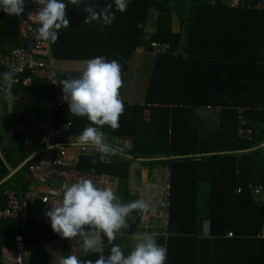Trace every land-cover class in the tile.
Here are the masks:
<instances>
[{
  "label": "trees",
  "instance_id": "obj_1",
  "mask_svg": "<svg viewBox=\"0 0 264 264\" xmlns=\"http://www.w3.org/2000/svg\"><path fill=\"white\" fill-rule=\"evenodd\" d=\"M162 1L168 0H129L127 9L123 12L113 4L114 20L110 25H104L98 21L86 22V8L91 6L99 12L113 0H82V7L75 10L77 12L72 11L71 15L66 13L69 26L61 29L58 40L52 43L53 55L56 59H115L121 65V73H125L130 57L138 47L144 46L152 50L153 42L170 43L171 49L157 57L146 94L145 103L162 104L153 108L151 122L143 124L144 108L141 104L123 102L124 111L119 117V127L112 129L105 125L106 131L120 137H134L136 152L137 147L142 144L138 132L142 128L147 129L151 136L164 140L161 148L169 155L215 152L218 149L199 139L192 125L190 107L202 103L211 106L240 105L250 108L245 113L248 122L264 121V63L258 61L264 37V8H231L222 0L201 5L190 46L182 54L179 52L182 34L173 32L170 12L159 15L156 32L145 31L146 23L151 17V8ZM0 35V53L25 41L20 33L19 18L3 11H0ZM0 73H5L3 68H0ZM221 83L232 89L228 92L227 100L221 99L226 94L220 93H217V100L199 99L197 96H205L204 93H194L190 89L191 85L219 86ZM14 90L16 94L28 92L40 98H54L57 86L51 81L34 78L31 87L15 86ZM210 95L216 96L215 93ZM0 101L5 103V97L0 96ZM171 104L175 106H168ZM54 119L59 124L71 122L72 135H79L87 126L100 127L93 125L85 116L73 115L68 111L67 104L56 112ZM177 161L178 166H192L195 171L205 167L210 169L211 231L209 237H198L196 225L200 206L188 194L191 175L183 177L180 182L175 183L174 180L169 236L167 240L156 236L157 243L167 247V264H264V239L258 237L264 223V204L255 201L247 184L237 182L236 156L216 153L203 157L202 161H194L192 158ZM78 166L82 170L96 169L102 174L115 173L119 167L129 170L126 163H103L99 157L92 156H82ZM189 172L192 173L190 169ZM240 186L242 190L238 192ZM3 206L0 199V208ZM140 214L139 210H133L127 217L128 227L122 228L119 234L137 232ZM41 229L43 232H54L44 224ZM228 231H232L234 236L228 237ZM8 232V223L2 222L0 264H3L1 246L7 242ZM102 238L104 254L107 255L116 241H109L103 234ZM27 241L32 251L28 264L52 263L48 243H43L35 234L27 235ZM53 242L58 244L61 258L71 255L68 238H62L56 233ZM98 255L89 254L81 261H95Z\"/></svg>",
  "mask_w": 264,
  "mask_h": 264
},
{
  "label": "crops",
  "instance_id": "obj_2",
  "mask_svg": "<svg viewBox=\"0 0 264 264\" xmlns=\"http://www.w3.org/2000/svg\"><path fill=\"white\" fill-rule=\"evenodd\" d=\"M217 0H168L158 2L151 8V17L147 21L145 31L148 33H154L157 30V20L161 13L170 12L172 14V30L173 32H181L182 37L179 46V52L185 54L186 50L190 46L193 29L195 27L199 9L204 4H214ZM82 0L79 3L73 4L72 0H66V13L79 10L82 6ZM222 2L231 8H264V0H222ZM75 11V12H77ZM177 54V53H176ZM158 53L153 49L148 50L144 46L138 47L131 55L128 69L125 73H121L122 83L127 81L128 77L137 73L141 69H146V79H150L153 73V67L157 60ZM104 58V57H103ZM105 59V58H104ZM58 69L59 87L62 88L61 82L66 79L76 78L80 75L86 61L89 59L76 60V59H56ZM106 60V59H105ZM258 61L264 63V37L262 41V47L260 49ZM59 62L64 63L65 69L59 68ZM69 67V69H68ZM133 78H135L133 76ZM146 80L145 95L143 100L136 101L134 99L122 100V102H128L130 104L139 103L142 106L146 104V94L148 91L149 83ZM148 83V84H147ZM125 84V83H124ZM22 86V85H18ZM31 87V86H29ZM28 86H22V88H29ZM238 87V86H234ZM58 89V87H57ZM191 91L194 93H204L205 96L198 95L200 98H211L217 100L218 95L226 94L220 98L223 100L229 99L228 92H230L227 84H198L191 85ZM216 94L211 96L210 94ZM0 96L5 97V103L0 101V199L4 203V194L8 190H14L18 194H23L29 183V168L25 169L26 165L34 160L36 155V146L25 145L20 136H10L6 132V126L8 123L15 119L22 117H38L43 115L44 109L42 108V98L28 92L16 94L15 90L0 92ZM196 97V99H197ZM222 101V100H221ZM156 104L153 108L162 106V104ZM170 107L174 104L168 105ZM240 105L228 106L217 104L211 106L207 103L199 105H192L191 108V120L192 125L197 131V135L200 140L206 142V145L216 148L215 152L210 153H196L190 155H169L165 151H162V146L165 143L164 140L158 136H151L147 132V129H140L139 140L142 143L140 147H137L135 151V139L134 137H120L117 134H109L106 131V127H97L98 130L104 134V141L109 143L113 147L122 148L123 152L117 155L109 157L111 162L126 163L129 165V170L126 171L122 167L116 168L115 173H100L103 176V182L101 187H111L115 195L119 198L121 203H131L136 200H143L149 205V211L140 214L139 230L133 234H119L117 233L115 241L116 245H119L125 255L131 251L134 245L143 238L145 234H153L156 236L168 239V224L169 219L166 220L162 210L158 207L155 200L151 199L150 192L145 188L150 184L165 183L167 180L168 172L170 170L171 187L175 180L180 182L187 175L189 177V189L188 194L190 199H196V202L200 206V212L198 214V220L196 229L199 232L198 237L204 238L210 236L211 222L209 220V209L211 203V190H212V177L210 175V169L200 168L195 171L192 166H178L179 159L192 158L194 161H202L203 157L216 153L221 154H233L237 158L236 174L237 182L239 184H247L248 182H254L261 184L264 188V121L251 120L248 122L249 126L253 130L252 140L243 137L239 133L238 115L234 107ZM245 107V106H240ZM144 108V107H143ZM153 108L151 109L152 115L149 121L144 119L143 110V124L147 125L151 122L153 116ZM236 116V118H235ZM75 138L78 135H73ZM171 138H168V142ZM82 156L99 157V153L94 146L90 145L87 152L81 154L77 158L79 165L80 158ZM113 164V163H112ZM189 169L192 171L189 172ZM96 170V169H90ZM89 171V170H88ZM98 172V171H97ZM99 173V172H98ZM182 177V179H180ZM177 178V180H176ZM254 199L258 204H264V189L263 192L253 193ZM172 199V198H171ZM37 203V202H36ZM34 205L33 211L36 206ZM2 208V207H1ZM34 213L37 215L39 213ZM35 224L30 228L29 232L25 229L23 232H16L12 225L13 220L5 221L8 223V235L7 242L1 246V260L5 264L2 248L4 246H12L14 236L18 233H24L26 238L29 234H35L39 236L43 243H48L47 249L52 256L51 264H59L61 258L59 246L56 242H53L56 237V232H43L42 226L52 228L51 225L39 222L38 220L31 219ZM29 221V220H28ZM32 229V232H31ZM13 232H12V231ZM34 231V232H33ZM91 231V230H90ZM232 232V231H228ZM101 244L103 245L102 233ZM228 237H230L227 234ZM233 237V236H232ZM70 245L71 255L76 256L79 260L89 254L97 253L95 250L85 254L81 251L79 244V237L68 238ZM30 246V245H29ZM166 247V246H165ZM167 249V247H166ZM32 254V251L30 249ZM31 257V255H30ZM29 257V259H30ZM167 264V256L165 260Z\"/></svg>",
  "mask_w": 264,
  "mask_h": 264
},
{
  "label": "clouds",
  "instance_id": "obj_3",
  "mask_svg": "<svg viewBox=\"0 0 264 264\" xmlns=\"http://www.w3.org/2000/svg\"><path fill=\"white\" fill-rule=\"evenodd\" d=\"M35 14L39 27L33 33L35 39L55 43L61 29L69 26L66 18V0H35ZM73 4L79 0H72ZM129 0H113L99 12L86 8V22L98 21L110 25L114 20L113 4L121 12L127 9ZM0 11L20 16L25 11V0H0ZM14 73H0V79L12 82ZM62 92L67 97L68 111L76 116H85L93 125L119 127V117L124 111L119 89L122 85L121 65L118 60L103 57L86 61L80 75L63 80ZM92 145L101 153L103 163H111L109 157L122 153V148L113 147L104 141V134L97 127L87 126L76 138L75 147ZM264 147V145H260ZM95 162V161H94ZM133 210L149 211L143 200L121 203L111 187L97 186L92 180L81 178L65 184L62 202L46 213L54 232L62 238H77L85 254L95 250L98 258L79 260L74 255L60 258L59 264H165L167 249L157 243L156 234H145L127 255L119 245H113L107 255L101 244L100 233L109 241L115 240L122 228L128 227L127 217ZM87 226V227H86ZM91 230V231H90Z\"/></svg>",
  "mask_w": 264,
  "mask_h": 264
},
{
  "label": "built area",
  "instance_id": "obj_4",
  "mask_svg": "<svg viewBox=\"0 0 264 264\" xmlns=\"http://www.w3.org/2000/svg\"><path fill=\"white\" fill-rule=\"evenodd\" d=\"M37 4L35 0H25V11L19 18L20 33L25 41L20 45L0 53V68L5 72H13L12 82L0 79V92L13 90L15 86H31L34 78L51 81L58 89L54 98H42L44 114L38 117H22L7 124L6 132L10 136H20L25 145L37 146L36 155L29 167L30 183L23 194L14 190L5 192V205L0 208V224L5 221L17 220L27 222L35 219L51 225L46 213L51 207L62 202L65 184H71L81 178L92 180L97 186L102 185L103 176L96 170H82L77 158L89 149V145L75 147L76 138L71 134V122L57 123L54 119L56 112L67 104L62 88L59 87L57 60L53 55L52 43L35 39L33 33L39 27L36 20ZM1 36V35H0ZM153 50L163 54L171 49L170 43L153 42ZM156 106L146 103L144 119H151V109ZM238 115L239 133L252 140L253 130L248 124L245 113L249 107H234ZM170 170L165 183L150 184L145 188L150 192L162 210L166 220L170 217L171 187ZM253 193L263 192V186L254 182L247 183ZM242 187L238 188L241 192ZM40 201V210L33 214V207ZM230 237L234 236L229 232ZM264 239V223L258 233ZM2 255L5 264H28L31 255L30 246L24 233L14 236L12 246H4Z\"/></svg>",
  "mask_w": 264,
  "mask_h": 264
},
{
  "label": "rangeland",
  "instance_id": "obj_5",
  "mask_svg": "<svg viewBox=\"0 0 264 264\" xmlns=\"http://www.w3.org/2000/svg\"><path fill=\"white\" fill-rule=\"evenodd\" d=\"M61 67L63 69H65V64L64 63H60L59 62V68L61 69ZM69 69V67H68ZM146 69H141L139 70L137 73L132 74L128 77L127 81H125L124 83H122L120 89H119V95L120 98L124 99V100H130V99H134L136 101H141L144 98L145 95V87H146ZM133 76L135 78H133ZM147 82L149 83V79L147 80ZM147 83V84H148ZM40 203L37 202L36 204ZM39 210V204L38 206L35 207L34 209V213H37ZM35 224V222L33 220H29L27 222H25V224L23 222L17 221V220H13L12 225L14 227V230L16 232H23L24 229L26 232L30 231V228Z\"/></svg>",
  "mask_w": 264,
  "mask_h": 264
}]
</instances>
